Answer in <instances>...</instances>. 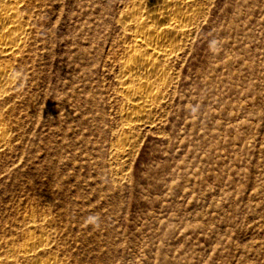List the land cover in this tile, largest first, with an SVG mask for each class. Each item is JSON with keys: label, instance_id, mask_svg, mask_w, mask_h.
Returning <instances> with one entry per match:
<instances>
[{"label": "rangeland", "instance_id": "374dc122", "mask_svg": "<svg viewBox=\"0 0 264 264\" xmlns=\"http://www.w3.org/2000/svg\"><path fill=\"white\" fill-rule=\"evenodd\" d=\"M134 2L15 5L0 264H264V0H198L139 122L121 90Z\"/></svg>", "mask_w": 264, "mask_h": 264}, {"label": "bare ground", "instance_id": "6f19581e", "mask_svg": "<svg viewBox=\"0 0 264 264\" xmlns=\"http://www.w3.org/2000/svg\"><path fill=\"white\" fill-rule=\"evenodd\" d=\"M135 1L137 7L127 10L120 23L130 31L127 56L120 65L124 80L121 90L132 107L128 115L134 122H139L142 117L147 116L155 98L149 88L167 84L164 65L169 61V56L178 51L179 43L188 35L197 12L198 0ZM20 2L21 0H6L5 8L0 9V56L12 55L19 47L20 43L16 42L21 41L22 31L21 28L16 29L19 19L15 5ZM10 71L11 66L0 64V96L12 80ZM3 143L4 134L0 130V148ZM27 248L23 250L25 255L31 251Z\"/></svg>", "mask_w": 264, "mask_h": 264}]
</instances>
